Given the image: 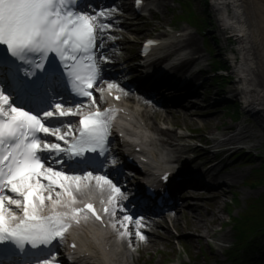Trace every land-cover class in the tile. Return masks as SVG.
I'll list each match as a JSON object with an SVG mask.
<instances>
[{
  "label": "snow or ice",
  "instance_id": "snow-or-ice-1",
  "mask_svg": "<svg viewBox=\"0 0 264 264\" xmlns=\"http://www.w3.org/2000/svg\"><path fill=\"white\" fill-rule=\"evenodd\" d=\"M116 11L89 0H0V264H21L12 257L26 251L43 253L34 264H71L62 252L70 224L43 209L84 182L107 194L103 216L92 203L74 216L107 217L130 244L146 239L110 152L117 110L100 108L101 62L110 61L97 50ZM113 89L124 91L107 83Z\"/></svg>",
  "mask_w": 264,
  "mask_h": 264
},
{
  "label": "rangeland",
  "instance_id": "rangeland-1",
  "mask_svg": "<svg viewBox=\"0 0 264 264\" xmlns=\"http://www.w3.org/2000/svg\"><path fill=\"white\" fill-rule=\"evenodd\" d=\"M198 1L200 5L201 3L204 4V0ZM241 1H235L238 4L237 7L233 5V0H215L220 11L210 6V4L208 5V11L213 21V27L209 26L211 29L210 33L214 34L218 40L217 44L213 46L214 54L218 59L230 58V61L233 63V49L236 48L237 54L235 55L240 58V61L243 60L248 63L244 69L248 74L247 85L249 86V90H252V92H248L249 98L261 99L264 96V50L259 36L256 35L258 29L257 22L259 20L258 12L253 4L242 3ZM171 3H175V0L165 1V5L160 10L161 15L159 19H162L163 13L166 10L164 7H167ZM200 5L198 3L195 4L196 9L202 11L204 5L202 7ZM172 19L173 17L168 13L164 18L163 24L154 21L152 26L164 30V25L170 23ZM225 20H228V26H231L228 27L229 30L227 31H225L227 26L224 25ZM233 21H237V23L243 25L244 32L240 38L243 41L239 42L237 39L233 43V37L232 39L228 38L230 36V28L234 25ZM131 26L137 28L133 24ZM138 28L140 30L145 29L142 25L138 26ZM195 36L200 44L202 41L201 32ZM200 51L206 57L201 47ZM239 78L237 76V79ZM229 79L231 81L223 88V91L231 94L233 93V89L240 87V85L237 82L233 83V73H231ZM259 93H261V97H259ZM221 106L213 107L211 110L213 112L209 114H203L204 111L202 109L196 108L193 110L194 114L185 115L184 112H179L177 116L169 114L163 119L169 125L185 126L189 130L192 129L197 132V136L199 132L214 133L217 128L219 134L228 130H233L235 133L239 132L240 135L238 137H241V140L246 142L250 146L251 151L259 156V158H249L251 162L245 159L244 161L243 159L230 161L223 174L234 175L235 179L228 180V186L224 188V193H215L218 195L214 199H212V196L215 191H210L209 194L202 193V195L211 198V200L207 198L206 200L194 202L191 208L194 210V206H197L194 211L198 216L202 217V227L197 228L194 222L192 223L190 220L189 209H183V211L178 213V221L174 223L173 227L170 223L169 226L157 228L156 231L153 230L154 228H151L154 231L151 234L150 229L149 231L148 229L145 232L143 231L146 239L144 241L136 240V244L142 255L138 264H145L148 260L151 261V264H156L159 261L167 262L175 258H179L180 260L187 259L186 255L181 254V244L177 238H182L186 242V244H183L189 246L190 249L187 248V250L191 254L190 256L193 261L191 264H228L221 254V250L224 248L225 243L233 242L234 234L229 226L224 225V228L220 230L221 224L228 223V215H231L233 219L239 217L244 211H247L249 202L257 200L258 196L264 193V185H257V181L262 179L261 172H259L257 179L254 181H246L248 177L252 178L253 174L260 167H264V163H261L264 161V105L258 106L262 109L261 115L251 117L247 113H242V117L235 124L229 118L226 109ZM230 126L231 129H227ZM227 161L228 159L224 163H227ZM232 199L236 200V204L233 207H229V204L233 203ZM229 209L232 210V213ZM193 210L191 212L194 213ZM188 239H191V242L188 243ZM152 241H154L153 244H150Z\"/></svg>",
  "mask_w": 264,
  "mask_h": 264
},
{
  "label": "bare ground",
  "instance_id": "bare-ground-1",
  "mask_svg": "<svg viewBox=\"0 0 264 264\" xmlns=\"http://www.w3.org/2000/svg\"><path fill=\"white\" fill-rule=\"evenodd\" d=\"M242 3L244 2V3H248V4H253L255 7H256V10H257V12H258V18H259V20H258V22H257V25H258V29H257V36H259V38H260V40H261V43H262V45H263V50H264V0H242L241 1ZM228 23H229V21L228 20H225L224 21V25H228ZM233 23H234V25L236 26V24H235V22L233 21ZM237 28H238V31H239V33H243L244 31H243V28H242V26L240 25V26H238L237 25ZM193 42H194V40H192ZM190 44H192V42H191V39H190V42H189ZM247 62L246 61H243L242 60V64L241 65H243V66H247ZM240 65V66H241ZM240 66H239V68H240ZM246 73V72H245ZM244 72H242L241 74H242V76H243V81H244V83H246L245 81H246V78H247V73L245 74ZM263 105V104H262ZM159 110V109H158ZM157 110V111H158ZM155 111L156 110H154V113H155ZM158 113V116L159 117H161L162 116V114L161 113H163V112H160V111H158L157 112ZM186 114H189V112L187 111L186 112ZM170 115H172V114H170ZM165 116H168V113H165ZM164 116V117H165ZM172 117V116H171ZM263 122V121H262ZM165 135H167V136H170L168 133H164ZM170 138V137H169ZM238 139H241V137H233V135H232V138H228L227 139V141L225 142L226 144H229V143H233V140H238ZM229 180H233V179H235V176L234 175H230L229 177ZM223 184H226L225 182H223ZM222 193H224V190L222 189V191H221ZM213 197H217V194H214L213 195ZM197 207V206H196ZM196 207H194V210H195V208ZM193 210V211H194ZM189 216H190V220L192 221V223L194 222V225L197 227V228H200V227H202V225H203V223H202V217H200V216H198V214H196V212L194 211V213L193 212H191V213H189ZM93 236L94 237H98V234L95 232V234H93ZM150 236V235H149ZM151 241V240H150ZM153 242L154 241H152V243H150V244H153ZM103 256H104V254H103ZM104 264H112V261L111 262H108V261H104Z\"/></svg>",
  "mask_w": 264,
  "mask_h": 264
}]
</instances>
